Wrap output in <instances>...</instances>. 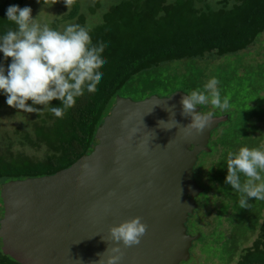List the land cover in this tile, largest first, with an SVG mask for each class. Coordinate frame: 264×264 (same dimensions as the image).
Returning <instances> with one entry per match:
<instances>
[{
	"label": "trees",
	"instance_id": "trees-1",
	"mask_svg": "<svg viewBox=\"0 0 264 264\" xmlns=\"http://www.w3.org/2000/svg\"><path fill=\"white\" fill-rule=\"evenodd\" d=\"M29 1L0 0V34L15 27L6 20L7 8L21 7ZM60 3L67 7L63 0ZM66 10L68 13L60 15L51 7L54 27L58 24L64 28L87 26L94 44L98 40L109 41L103 52L108 58V63L102 65L104 75L97 91L85 92L62 118L55 117L50 110L37 112L25 129L15 130L14 138H0V186L52 176L75 164L91 146L102 121L135 77L176 62L190 63V67L200 71L205 66L199 63L221 60V69L208 77L217 78L219 86L234 84L236 97L254 98L257 106L250 115H243L241 124L232 122L231 118L229 123L235 130L213 132L211 152L205 153L195 173L199 186L204 189L200 196L209 204L206 207L213 209V204L218 202L222 212L228 210L223 220L235 226L233 218L242 217L245 207L239 204L240 193L225 183L227 156L243 146L261 147L264 139V132L261 139L256 137L260 131L257 124L264 125V60L252 59L249 53L257 44L264 48V42L257 43L264 34V0H216L214 3L211 0H72ZM246 54L250 59L244 62ZM221 91L222 98H228L229 91ZM51 103L61 106L59 100ZM248 126H255V130H248ZM28 151H43V157ZM208 156L213 161L206 160ZM206 164L210 166L204 175ZM251 199L247 210L253 215L255 208H250ZM258 209L262 213L264 204H259ZM231 229L232 233L237 231ZM0 264H21L5 253L1 242ZM238 264H264V222L254 244L243 249Z\"/></svg>",
	"mask_w": 264,
	"mask_h": 264
},
{
	"label": "water",
	"instance_id": "water-1",
	"mask_svg": "<svg viewBox=\"0 0 264 264\" xmlns=\"http://www.w3.org/2000/svg\"><path fill=\"white\" fill-rule=\"evenodd\" d=\"M184 95L141 102L118 97L91 146L70 168L0 186L5 253L21 264H98V254L111 247V227L139 216L147 233L139 245L124 249L121 264L189 260L201 238L188 228L204 192L195 169L228 117L213 118L202 134L159 127L160 120L170 119L167 105L176 106L179 125L190 123L181 115ZM110 254L104 253L105 264Z\"/></svg>",
	"mask_w": 264,
	"mask_h": 264
},
{
	"label": "clouds",
	"instance_id": "clouds-1",
	"mask_svg": "<svg viewBox=\"0 0 264 264\" xmlns=\"http://www.w3.org/2000/svg\"><path fill=\"white\" fill-rule=\"evenodd\" d=\"M58 2L37 0L48 8ZM63 2L69 8L72 0ZM32 11L29 6L21 8L19 5H11L6 10V20L15 27L0 34V53L5 59L11 58L7 67L0 64V94L15 109L27 113L50 110L55 117L62 118L85 92L97 91L104 75L102 65L108 63L103 52L109 41L98 40L94 44L91 29L87 26L68 25L60 31L41 25L38 23L40 14L33 17ZM219 84L220 81L213 77L203 90L186 92L181 98V115L190 118L187 126L179 125L176 120V106L167 105L165 110L170 113V119L168 122L160 120L159 127L165 130L183 127L189 134H202L214 117L213 111L203 112V106L211 105L221 111L230 108L229 99L221 96ZM53 100H59L61 106H53ZM131 134L135 135L136 130L132 129ZM226 165L225 183L240 193L242 208L247 207L251 198L264 201V145L257 148L243 146L238 152H229ZM147 228L139 216L111 227L106 240L111 247L104 252L111 253L107 264H121L124 249L139 245ZM104 253L98 254V264H105Z\"/></svg>",
	"mask_w": 264,
	"mask_h": 264
},
{
	"label": "rangeland",
	"instance_id": "rangeland-1",
	"mask_svg": "<svg viewBox=\"0 0 264 264\" xmlns=\"http://www.w3.org/2000/svg\"><path fill=\"white\" fill-rule=\"evenodd\" d=\"M84 1L87 2L88 0ZM109 1L112 2L113 0ZM211 1L214 3L216 0ZM25 5L32 8L33 17H37L40 14L38 23L41 25L46 24L49 27L63 31L64 27L62 24H58L55 27L53 26L55 17L52 13H50L51 8L46 6L44 8L41 3H37V0H31L28 3L22 5L21 8L25 7ZM52 8L56 13L59 12L60 15L66 14L69 11H65V9H68V7L62 5L60 0ZM262 37H264V34L260 36L257 43L261 44L264 42ZM249 53L251 54L252 59L255 58L260 62L264 60V48H262L259 44L253 46L249 50ZM244 56H247L244 62L250 59L249 54ZM208 62L212 64H209ZM208 62L199 63L200 66H205L201 67L202 69L200 71L194 67H190V63L176 62L170 64L167 67L143 73L135 77L133 81L123 90L121 93V98L141 102L153 96L169 97L176 92H184L187 94L186 92H191L193 90H203V86L210 79L209 77L212 75V72H214L216 69H221L222 67L221 60H211ZM10 63L11 58L5 59L3 54L0 53V64L7 67V65ZM228 70L229 68L227 71ZM219 88L221 90L225 89L226 91H229L227 96L230 101V108L228 110L221 111L218 109H213L211 105H206L202 107V111H213V118L228 117V121L223 123L217 130H235L234 126L229 123L231 118L232 122L234 121V123L241 124L243 115H250L251 112L254 111L253 108L257 106V101H254V98L246 99V97H236L234 92L237 89L235 88L234 84L229 86H219ZM221 94L224 93L221 91ZM28 103L30 105L32 104L31 101H28ZM34 107L41 108L39 105H34ZM22 113L27 112H23L22 110H18L9 106L6 103V97L0 94V138H4V136L7 139L10 137L14 138L16 132L15 130L18 128L25 129L27 123L34 120V115L37 114V112L28 114ZM21 114L22 116H20ZM25 122L26 124H24ZM257 127L260 131H258L256 137L261 139L262 132H264V125L259 123V126L257 124ZM247 129L255 130V126H248ZM261 142L264 145V139H261ZM18 148H21V146L19 145ZM28 152L31 155L38 156L39 158L43 157V151ZM204 155L205 153L200 157L197 167L202 163L201 161L205 159ZM206 160L213 161V158L208 156ZM205 166L206 168H202V173L207 175V170L210 165L206 164ZM197 183L199 182L197 181ZM196 202L198 204V209L196 210L194 217L190 220L188 228L191 235L194 237L200 235L201 238L194 242L189 260L183 261L180 264H238L243 255V249L252 246L261 232V227L264 222V210L262 213H259L258 208L259 204H264V201L251 199L252 205L250 208H255L254 214L251 215L250 211L247 210L249 208L245 207L244 215L242 217L233 218L236 222V225L232 227L227 221L223 220L224 216L227 215L228 210L222 212V209L219 208L220 204L217 202V200V205L213 204V209L212 206L206 207L209 204L207 203L205 197H198ZM1 205L2 201L0 197V206ZM230 208L233 209V206ZM1 225L2 223L0 222V237L4 228ZM230 228H235L237 231L232 233V229L230 231Z\"/></svg>",
	"mask_w": 264,
	"mask_h": 264
},
{
	"label": "flooded vegetation",
	"instance_id": "flooded-vegetation-1",
	"mask_svg": "<svg viewBox=\"0 0 264 264\" xmlns=\"http://www.w3.org/2000/svg\"><path fill=\"white\" fill-rule=\"evenodd\" d=\"M211 140V139H210Z\"/></svg>",
	"mask_w": 264,
	"mask_h": 264
}]
</instances>
